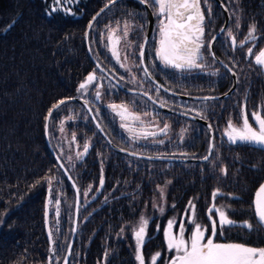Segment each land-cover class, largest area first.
<instances>
[{"label":"trees","instance_id":"obj_1","mask_svg":"<svg viewBox=\"0 0 264 264\" xmlns=\"http://www.w3.org/2000/svg\"><path fill=\"white\" fill-rule=\"evenodd\" d=\"M109 1L64 0L58 6L54 0H0V264H61L68 249L76 193L50 150L45 129V117L59 100L85 99L106 135L121 148L151 156H206L210 133L204 123L165 113L145 96L125 92L91 58L86 29ZM221 2L230 20L214 43L215 54L238 78L226 97L185 99L163 91L149 79L140 59L148 28L146 7L141 2L118 0L92 25L90 48L107 72L128 88L146 92L175 111L200 116L213 128L214 146L211 157L201 162L133 157L110 146L81 102L70 100L61 105L49 120L48 139L80 193L78 229L69 264H139L134 229L141 217L149 221L142 247L145 264L157 252L161 253L157 264H167L174 253L167 250L164 229L169 220L182 221L190 201L206 225L213 203L234 208L225 211L236 223L226 226L223 235H217V242L264 248V225L254 206L264 183V146L232 143L225 134L230 120L240 126L242 112L249 114L253 127L251 114H264V66L254 60L264 49V0ZM57 7L59 10H52ZM211 13L214 27L200 49L203 62L197 63L201 67L170 68L175 74L188 71L187 77L171 78L160 68L157 72L151 69L148 56L158 46L152 34L144 59L153 77L170 91L209 96L230 90L231 74L208 47L224 22L218 2ZM119 15L135 17L124 20L133 23L128 36L133 49L126 52L123 72L113 58L112 44L107 51L101 39L102 28L116 25L115 16ZM253 25L256 39L241 47ZM230 29L237 40L234 50L228 42ZM249 47L253 48L252 56L247 53ZM130 72L136 73V83L126 80ZM90 73H95L96 80L78 91ZM112 105L126 106L123 119L122 109ZM165 135L170 137L161 138ZM70 141L76 142L79 150L75 164H69L60 150ZM216 191L219 194L213 200ZM245 221L251 224L250 229L242 226Z\"/></svg>","mask_w":264,"mask_h":264},{"label":"snow or ice","instance_id":"obj_2","mask_svg":"<svg viewBox=\"0 0 264 264\" xmlns=\"http://www.w3.org/2000/svg\"><path fill=\"white\" fill-rule=\"evenodd\" d=\"M64 0H54L56 5H61ZM149 0H141V3H148ZM151 3L156 7V16L158 22V46L155 48L156 57L167 66L177 69L184 68H199L201 65L197 63L201 59L200 49L204 47L203 21L205 19L204 12L201 8V0H151ZM207 3V0H205ZM53 11L59 8H53ZM103 11V9L101 10ZM210 11V9H209ZM99 15V13L97 14ZM95 19V17L93 18ZM239 26V25H237ZM91 28V24L89 25ZM255 26L253 25L247 37L240 42L243 47L248 40L256 39ZM127 36V31L124 33ZM233 49L237 45L236 37L229 31ZM112 44V54L119 61V52L117 45L120 38L111 33L108 37ZM208 47H211L209 43ZM249 56L253 55V48L247 49ZM140 56L143 58V46H141ZM255 63L264 66V49H261L254 57ZM124 66L123 64L121 65ZM146 71V70H145ZM96 80L95 73H90L84 82L79 85V90H84ZM99 93L97 92V97ZM64 99L53 104L49 109L45 120L53 117V113L60 109L61 105L66 104ZM112 108H120L121 118H124V113L127 108L124 105H112ZM138 119V117H135ZM253 124L249 122V114L242 112V123L239 127L234 125L231 120L228 122L225 134L232 143L246 142L264 145V114L253 112L251 114ZM47 129V123L45 124ZM129 131H134L129 129ZM88 151V145L85 144L84 152ZM207 159V157H205ZM226 173V170H224ZM51 179L48 182L51 184ZM101 185L103 180L101 179ZM219 194L218 191L213 192V200ZM87 195V193H85ZM51 202V201H49ZM56 215H59V200L56 201ZM255 215L261 223H264V185H261L256 193L254 201ZM163 212V208L160 209ZM188 212L191 213L187 223L191 225L189 235H185L189 229L185 228V221L177 224L173 220H169L167 227L164 229V237L167 250L173 252L174 255L168 260L167 264H264V248L249 247L240 243L217 242L218 234L223 235L226 226H231L236 222L229 218L224 207H217L213 203L207 211L209 225H202L196 221L195 205L190 201ZM186 212V216L188 215ZM149 221L141 217L139 226L134 229V238L136 241L137 255L136 259L139 264H145V259L142 254V247L145 242L146 229ZM251 228V224L247 221L242 225ZM52 233L49 232L51 239ZM161 253L157 252L150 257L149 264H157ZM49 264L51 262L49 261Z\"/></svg>","mask_w":264,"mask_h":264},{"label":"water","instance_id":"obj_3","mask_svg":"<svg viewBox=\"0 0 264 264\" xmlns=\"http://www.w3.org/2000/svg\"><path fill=\"white\" fill-rule=\"evenodd\" d=\"M118 0H111L109 2H107L106 5L103 6V11H105L109 5L113 4L114 2H117ZM139 3L141 2V0H137ZM222 7L223 9V13H225V20L223 22V25L222 27L217 31V33L215 34V36L212 38L210 44H211V55L218 61V62H221L225 67H227L229 73L231 74V78H232V84H231V87H230V90L224 94H220V95H209V96H193V95H182V94H179V93H175L173 91H170L168 88L164 87L159 81H157L155 79V77L152 76V74L150 73V71H148L147 69V66H146V60H144V56L143 58H141L140 56V59L142 60V65L144 66L146 72H147V75L149 77V79L151 81H153V83H155L160 89H162L163 91H167L169 92L170 94H173V95H178L179 97H182V98H185V99H196V100H199V99H209V98H220V97H226V96H229L231 94V92L234 90L236 84H237V81H238V78H237V75H236V72L231 68V67H228L222 60L220 57H217L216 54H215V49H214V42L215 40L218 38V34L220 32H222L227 26H228V22L230 20V13L228 11V9L226 8V6L224 5L223 2H221V0H216ZM144 6H146L147 8V16H148V24H147V31H146V34L144 36V42L142 44L143 46V52L145 54V48L147 46V43L149 42L150 40V37L152 35V32H153V29H154V23H155V16L153 15V12L152 10L150 9L149 5H147L146 3H142ZM101 9V10H102ZM99 10L91 19V21L89 22L88 26H87V33H86V38H85V41H86V44H87V51H89V54L91 56V58L93 59V61L97 64L98 68H100L102 70V72H105V74L108 76V78L110 80H112L113 83H115L120 89H123L125 92H128V93H137V94H140V95H143L145 96L146 98H148L152 103L156 104L163 112L165 113H173V114H180L186 118H191L193 120H196L198 122H202L204 123L207 127H208V131L210 133V138H209V148H208V151L206 153V156L207 159H205V157L201 158V159H198V158H183V157H174V156H168V157H164V156H151L149 154L145 155L143 153H139V152H134V151H131L127 148H121L119 146H117L115 143H113L111 141V139L106 135L105 131L103 130V127L100 126L98 120H97V117L95 116L93 110H92V107L89 106L88 102L83 99L82 97H76V98H68L66 99V101H70V100H75V101H78V102H81L86 108H87V111L90 115V117L92 116L93 120H94V123L96 125V127H98V130L100 131L101 134H103V136L107 139V141L109 142L110 146L112 148H114L116 151L122 153V154H127V155H130V156H133V157H139V158H144V159H150V160H155V161H158V160H165V161H169V160H172V161H190V160H193V161H206L208 160L210 157H211V153H212V150H213V141H214V133H213V128L212 126L207 122L205 121L204 119H202L200 116L197 117V116H194L190 113H185V112H181V111H175L173 109H171L170 107L168 106H165L163 105L162 103H160L159 101H157L156 99L152 98L148 93L146 92H142L140 90H137V89H130L128 88L127 86H125L123 83H120L111 73L107 72L102 66L100 63H98L95 58H94V55L91 51V48H90V44H89V41H88V36H89V33H90V27L89 25L91 24V27L92 25L94 24V22L97 20V17L103 12ZM99 13V15H97ZM95 17V19H93ZM50 120V119H49ZM49 120L46 121L47 123V129H46V140L47 142L49 143V147H50V150L53 152V155L55 156V159L56 161H58V164L59 166L61 167L62 171L65 173L68 181L73 185L74 187V191L76 193V201H75V208H74V221H73V230H72V233H71V239H70V242L67 246V251H66V254L64 256V260L61 264H69V261H70V256H71V253H72V250H73V245H74V242H75V239H76V233H77V229H78V219H79V200H80V193H79V190H78V186H77V183L74 181L73 177L71 176L70 172H68L65 164L63 163V161H61V159L59 158L58 154L53 150L51 144H50V140L48 139V132H49V129H48V123H49Z\"/></svg>","mask_w":264,"mask_h":264},{"label":"rangeland","instance_id":"obj_4","mask_svg":"<svg viewBox=\"0 0 264 264\" xmlns=\"http://www.w3.org/2000/svg\"><path fill=\"white\" fill-rule=\"evenodd\" d=\"M67 1V0H66ZM110 6V5H109ZM108 9V8H107ZM98 12V11H97ZM117 16H115V18H116ZM114 21H116V25H108V26H106V27H103L102 29H103V31H101V34H102V37H101V39L104 41L103 42V44H104V46H105V44H106V46H107V51H109V39H108V37H109V35L111 34V33H115V36L116 37H119L120 38V42H119V44L116 46L117 47V50H118V52H119V57H120V59H119V61H115V63H116V65L118 66L117 68L120 70V72L122 71L123 72V67L121 66L122 64L123 65H125L124 64V62H126L125 60H126V52H129V51H131L133 48H132V45H130V42H129V39H128V36L130 35V33H131V31L133 30V23H132V21H122V20H114ZM114 27V28H113ZM114 29H116V30H114ZM87 30V29H86ZM125 31H127V36H125L124 35V33H125ZM87 33V32H86ZM146 34V33H145ZM152 36V35H151ZM88 38H89V36H88ZM150 39H151V37H150ZM148 44V43H147ZM146 51V50H145ZM110 53V52H109ZM144 56H145V54H144ZM95 58V57H94ZM113 58H115L114 56H113ZM116 59V58H115ZM117 60V59H116ZM145 60V59H144ZM141 65H142V62H141ZM147 66V65H146ZM142 68H143V70L145 71V68H144V66L142 65ZM117 69V70H118ZM149 71V70H148ZM146 72V71H145ZM147 73V72H146ZM151 73V72H150ZM119 74V73H118ZM116 79H117V77H116V75H113ZM153 76V75H152ZM128 77L129 78H126V80L130 83V84H133V83H136V79H137V75H136V73L135 72H130L129 74H128ZM118 80V79H117ZM112 81V80H111ZM237 83H238V81H237ZM237 85V84H236ZM84 90H86V89H84ZM83 90V91H84ZM96 116V115H95ZM97 117V116H96ZM170 136H162L161 138H164V139H168ZM264 146V145H263ZM60 148V147H59ZM60 150L61 151H64V155L66 156V161H68L69 162V164H71V163H73V164H75L76 162H77V153L79 154V150L77 149V144H76V142H74V141H70V143L69 144H64V146L62 147V148H60ZM81 153V152H80ZM262 185H264V183L262 184ZM163 190H165V189H162L161 191H163ZM163 192H165V191H163ZM163 199H164V197H163ZM225 209L227 210V211H230V210H232V211H234V208H232V206H230V205H228V204H226L225 205ZM186 212H188V209H187V211ZM190 212H188V215L186 216V215H184V218L182 219V221H185V228L186 229H189V231L188 232H186L185 233V235H186V237H187V235H189V233H190V230H191V225L190 224H188L186 221H187V219L188 218H190V214H189ZM196 221L198 222V223H200V224H202V225H206L205 223H203V221L198 217V215H197V213H196ZM177 224H179L178 222H176ZM263 225H264V223H263ZM218 242H222V241H218ZM227 243H230V242H227ZM63 262V261H62Z\"/></svg>","mask_w":264,"mask_h":264},{"label":"flooded vegetation","instance_id":"obj_5","mask_svg":"<svg viewBox=\"0 0 264 264\" xmlns=\"http://www.w3.org/2000/svg\"><path fill=\"white\" fill-rule=\"evenodd\" d=\"M216 0H213V2L211 1V0H207V3H205V0H201V8H202V10H203V12H204V17H205V19H204V21H203V27H204V35H203V40H205L206 38H207V36H208V33H209V31L210 30H212L213 29V27H214V24H213V20H212V17H211V12H213V11H215V4H216ZM147 5H149V7H150V9L152 10V12H153V15L155 16V23H154V29H153V32H152V34L154 35V36H156V38H157V42H158V32H157V29H158V22H159V19H158V17L156 16V7L151 3V0H149V2L148 3H146ZM143 5V4H142ZM144 6V5H143ZM146 7V6H145ZM120 10L119 11H123L124 10V8H119ZM209 9H210V11H209ZM223 10V9H222ZM146 11H147V8H146ZM146 15H148V14H146ZM224 16H225V13H224ZM135 19V17H133V16H130V17H124V15H122V16H118V17H116L115 18V20H126V19ZM214 20H215V18H214ZM224 20H225V17H224ZM135 23V22H134ZM214 23H215V21H214ZM147 24H148V22H147ZM228 27V26H227ZM226 27V28H227ZM221 28V27H220ZM219 28V29H220ZM225 28V29H226ZM218 29V30H219ZM224 29V30H225ZM217 30V31H218ZM223 30V31H224ZM223 31L222 32H220L218 35V37H220V35L223 33ZM229 31H232L231 29L230 30H228V33H229ZM217 33V32H216ZM215 33V34H216ZM134 34V33H133ZM215 34H214V36H215ZM232 34H233V32H232ZM228 35V34H227ZM213 36V37H214ZM233 36H234V34H233ZM218 39V38H217ZM216 39V40H217ZM212 40V39H211ZM211 40H210V42H211ZM215 40V41H216ZM209 42V43H210ZM228 42H229V44L230 45H232V43H231V37H229V35H228ZM215 43V42H214ZM209 45V44H208ZM214 49H215V46H214ZM232 50H234L233 49V46H232ZM210 52H211V49H210ZM148 60L150 61L149 62V65H150V67H151V69L153 70V71H156L157 72V69L158 68H160V69H162V70H164L171 78H173L174 76L176 77V76H178V78H183V77H187V73H188V71H183V70H178L179 71V73L177 74H175L174 72H173V70H170V68L172 69L173 67H171V66H167V65H165L163 62H161L157 57H156V55H155V49L153 50V51H150V53H149V56H148ZM198 62L199 63H202L203 62V59L201 58V59H199L198 60ZM146 65H147V63H146ZM147 68H148V65H147ZM173 74V75H172ZM174 77V78H175ZM163 81H165L166 80V78L165 77H160ZM156 79V78H155ZM157 80V79H156Z\"/></svg>","mask_w":264,"mask_h":264}]
</instances>
